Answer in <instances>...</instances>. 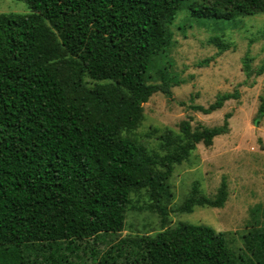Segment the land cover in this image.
I'll use <instances>...</instances> for the list:
<instances>
[{
	"label": "trees",
	"instance_id": "trees-1",
	"mask_svg": "<svg viewBox=\"0 0 264 264\" xmlns=\"http://www.w3.org/2000/svg\"><path fill=\"white\" fill-rule=\"evenodd\" d=\"M11 1L28 12L0 14V264H73L79 252L92 264H264V205L235 249L230 232L170 218L226 203L222 178L213 196L193 182L169 208L175 167L226 134L231 113L220 126H193L189 116L176 132L137 135L143 105L180 83L167 70L175 30L242 24L264 15V0ZM208 44L218 54L229 46L218 35ZM252 61L241 60L246 79L264 74V60ZM239 95L190 109L209 114ZM134 207L156 216L159 230L99 255L101 237H118Z\"/></svg>",
	"mask_w": 264,
	"mask_h": 264
},
{
	"label": "rangeland",
	"instance_id": "rangeland-1",
	"mask_svg": "<svg viewBox=\"0 0 264 264\" xmlns=\"http://www.w3.org/2000/svg\"><path fill=\"white\" fill-rule=\"evenodd\" d=\"M28 8L23 2L0 0V14H24ZM212 35L222 36L228 43L225 52L208 44ZM264 15L245 17L242 24H224L217 27L187 28L185 35L175 30L176 46L168 55L171 75H176L178 86L171 88V97L154 94L143 105V121L137 131L144 136L152 128H169L177 131L178 124L192 118V125L214 127L228 119L226 134L215 137L211 146L198 144L188 163L175 167L171 178L174 195L170 210L178 205L192 183H198L203 195L211 197L221 179L227 185L228 198L222 208L195 207L189 214L171 212V222L208 226L215 231L230 232L234 249L241 246L240 236L251 222L250 212L264 205V117L255 123L259 96L264 97V74L246 79L241 60L247 55L253 59L252 68L264 60ZM208 59L205 65L199 62ZM238 89L239 98L230 99L224 105L202 114L190 109L192 104L207 107L218 93ZM183 104V105H182ZM152 145V140L142 139ZM135 206L139 203H134ZM253 221V220H252ZM156 216L137 208L127 212L124 230L120 235L102 236L97 244L98 254L116 245H125L152 235L159 230ZM70 258L73 264H92L86 254Z\"/></svg>",
	"mask_w": 264,
	"mask_h": 264
}]
</instances>
